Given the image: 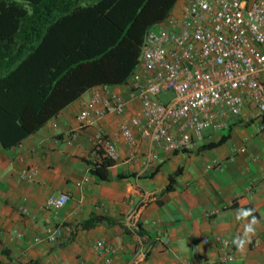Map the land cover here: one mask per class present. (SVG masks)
Masks as SVG:
<instances>
[{
  "label": "crops",
  "instance_id": "crops-1",
  "mask_svg": "<svg viewBox=\"0 0 264 264\" xmlns=\"http://www.w3.org/2000/svg\"><path fill=\"white\" fill-rule=\"evenodd\" d=\"M111 88L120 91L121 85ZM98 89L86 91L18 146L0 145V264H106L95 249L99 241L112 249L109 264H219L215 238L232 241L241 234L248 221L236 215L247 208L258 221L255 234L243 250L235 246V260L226 264H264V131L257 130V121L214 133L194 148L158 152L145 167V144L131 150L115 137L120 118L80 124L84 102ZM138 111L139 104L130 102L126 115ZM99 129L113 139L119 154L101 172L104 177L91 172L102 161L90 142ZM213 161L220 167L210 168ZM178 170L173 189L165 192ZM25 172L32 173L30 179ZM61 192L71 198L63 209L44 206L49 195ZM142 192L152 197L131 230L125 217L139 207ZM94 216L111 223L83 229ZM56 226L62 236L51 244L47 230ZM139 238L149 248L146 257L138 256Z\"/></svg>",
  "mask_w": 264,
  "mask_h": 264
},
{
  "label": "built area",
  "instance_id": "built-area-1",
  "mask_svg": "<svg viewBox=\"0 0 264 264\" xmlns=\"http://www.w3.org/2000/svg\"><path fill=\"white\" fill-rule=\"evenodd\" d=\"M166 94L170 96L161 97ZM130 102H137L139 111L127 116ZM247 108L252 110L245 116ZM108 116L120 118L115 137L129 149L145 144V167L157 160L158 152L194 148L212 134L251 119L264 131V0H179L163 22L148 28L139 62L120 91L109 85L94 90L78 119L90 127ZM90 142L102 160L118 161L113 139L101 129ZM219 167L217 161L210 164ZM31 175L23 173L28 179ZM151 197L142 192L139 207L125 217L127 228H137L140 211ZM70 199L67 192L51 194L44 206L57 212ZM61 236L60 227L49 228L46 241L55 244ZM215 244L219 264L235 260L231 240L217 236ZM137 246L138 256L146 257L149 248L141 238ZM95 249L109 264L112 249L102 241Z\"/></svg>",
  "mask_w": 264,
  "mask_h": 264
},
{
  "label": "trees",
  "instance_id": "trees-1",
  "mask_svg": "<svg viewBox=\"0 0 264 264\" xmlns=\"http://www.w3.org/2000/svg\"><path fill=\"white\" fill-rule=\"evenodd\" d=\"M179 0H0V145L18 146L89 89L125 84ZM223 142L209 143L210 148ZM112 163L91 167L101 173ZM178 170L169 177L171 191ZM111 222L94 216L89 229Z\"/></svg>",
  "mask_w": 264,
  "mask_h": 264
},
{
  "label": "clouds",
  "instance_id": "clouds-1",
  "mask_svg": "<svg viewBox=\"0 0 264 264\" xmlns=\"http://www.w3.org/2000/svg\"><path fill=\"white\" fill-rule=\"evenodd\" d=\"M249 218L251 219L249 220ZM236 219L248 221L243 225V232L236 235L231 241V243L235 245L238 250H243L245 246L251 242V236L255 234L258 221L254 215V210L251 208L238 210ZM227 243L228 242L225 241L226 245Z\"/></svg>",
  "mask_w": 264,
  "mask_h": 264
},
{
  "label": "rangeland",
  "instance_id": "rangeland-1",
  "mask_svg": "<svg viewBox=\"0 0 264 264\" xmlns=\"http://www.w3.org/2000/svg\"><path fill=\"white\" fill-rule=\"evenodd\" d=\"M169 96H170V94H166V95L161 96V97H163L164 99H166V98H168Z\"/></svg>",
  "mask_w": 264,
  "mask_h": 264
}]
</instances>
